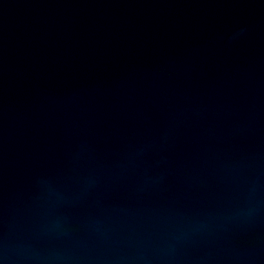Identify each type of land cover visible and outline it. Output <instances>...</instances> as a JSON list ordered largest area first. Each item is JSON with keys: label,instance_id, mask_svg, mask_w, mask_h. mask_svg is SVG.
I'll return each mask as SVG.
<instances>
[{"label": "water", "instance_id": "1", "mask_svg": "<svg viewBox=\"0 0 264 264\" xmlns=\"http://www.w3.org/2000/svg\"><path fill=\"white\" fill-rule=\"evenodd\" d=\"M0 264H264V0H0Z\"/></svg>", "mask_w": 264, "mask_h": 264}]
</instances>
